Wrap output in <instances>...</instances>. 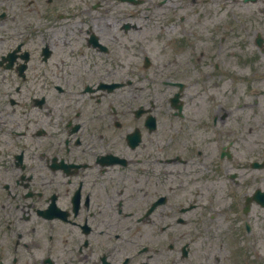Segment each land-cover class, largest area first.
Listing matches in <instances>:
<instances>
[{
  "label": "flooded vegetation",
  "instance_id": "af4514ba",
  "mask_svg": "<svg viewBox=\"0 0 264 264\" xmlns=\"http://www.w3.org/2000/svg\"><path fill=\"white\" fill-rule=\"evenodd\" d=\"M250 46L264 0H0V264L259 256Z\"/></svg>",
  "mask_w": 264,
  "mask_h": 264
},
{
  "label": "rangeland",
  "instance_id": "374dc122",
  "mask_svg": "<svg viewBox=\"0 0 264 264\" xmlns=\"http://www.w3.org/2000/svg\"><path fill=\"white\" fill-rule=\"evenodd\" d=\"M260 56L263 59L262 65L264 66V54H260ZM254 66H256V64H254ZM247 69L248 68L246 66H243L241 68V73H245ZM247 76H249V84H247V86H250V88L246 87L242 81V83L239 84L238 89L239 98L247 101V104L244 105L243 108H241L242 110L240 111V118L242 119V121L247 122L248 124H251L253 126L249 128L252 129L257 138L264 139V95L256 93L255 91L250 92V89L253 86L264 87V79H258V76H253L251 74H248ZM252 100L253 102H251ZM244 128L247 129L248 127L244 126ZM242 145L249 146V143L243 142L241 143V146ZM262 145H264V143H257L256 147L259 148ZM260 183L263 182L261 181ZM261 243L264 244L263 239L261 240ZM246 264H264V251H262V255L259 258L251 260Z\"/></svg>",
  "mask_w": 264,
  "mask_h": 264
}]
</instances>
